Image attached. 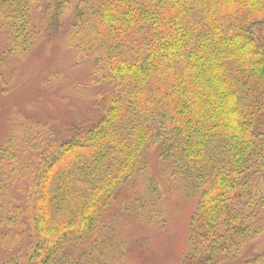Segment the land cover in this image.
I'll list each match as a JSON object with an SVG mask.
<instances>
[{"label":"trees","instance_id":"1","mask_svg":"<svg viewBox=\"0 0 264 264\" xmlns=\"http://www.w3.org/2000/svg\"><path fill=\"white\" fill-rule=\"evenodd\" d=\"M50 39L85 70L98 116L10 125L0 264H127L105 216L151 147L167 189L122 211L157 224L168 195L192 201L182 264H217L264 231V0H0L1 94Z\"/></svg>","mask_w":264,"mask_h":264},{"label":"rangeland","instance_id":"2","mask_svg":"<svg viewBox=\"0 0 264 264\" xmlns=\"http://www.w3.org/2000/svg\"><path fill=\"white\" fill-rule=\"evenodd\" d=\"M71 60L65 44L50 39L35 48L26 60L12 67L14 80L10 90L6 94L0 93V143L13 123L47 121L63 132L76 118H97L91 100L83 99L88 90L85 70L78 66L73 71ZM51 72L59 74V79H54V83L49 85L45 79ZM145 159L147 172L122 190L107 211L105 220L117 238L125 242L127 264H182L187 240L186 225L194 209L192 201L187 202L179 194L168 195L164 203L165 214L157 224L130 221L122 211L135 191L142 194L148 186L160 188L163 192L167 189L168 185L160 178L156 149H148ZM253 253L264 254V231L245 242L237 255L223 258L217 264H241Z\"/></svg>","mask_w":264,"mask_h":264}]
</instances>
